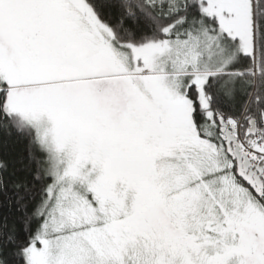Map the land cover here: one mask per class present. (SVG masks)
<instances>
[{"label":"snow or ice","instance_id":"snow-or-ice-1","mask_svg":"<svg viewBox=\"0 0 264 264\" xmlns=\"http://www.w3.org/2000/svg\"><path fill=\"white\" fill-rule=\"evenodd\" d=\"M264 0H0V264H264ZM11 169V171L9 170Z\"/></svg>","mask_w":264,"mask_h":264},{"label":"trees","instance_id":"trees-1","mask_svg":"<svg viewBox=\"0 0 264 264\" xmlns=\"http://www.w3.org/2000/svg\"><path fill=\"white\" fill-rule=\"evenodd\" d=\"M0 154H6V158L19 167V161L27 156V143L15 135L8 137L0 133Z\"/></svg>","mask_w":264,"mask_h":264}]
</instances>
